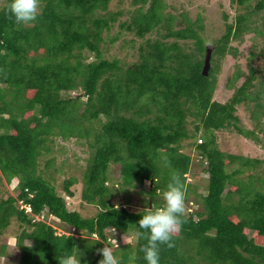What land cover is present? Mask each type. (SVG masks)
I'll list each match as a JSON object with an SVG mask.
<instances>
[{"label":"trees","instance_id":"obj_1","mask_svg":"<svg viewBox=\"0 0 264 264\" xmlns=\"http://www.w3.org/2000/svg\"><path fill=\"white\" fill-rule=\"evenodd\" d=\"M110 1L41 0L40 15L28 25H18L7 13L9 0L0 7V181L16 180V194L2 196L0 190V238L15 219L17 264H58L69 254L80 256L81 264H98L102 256L97 250L104 244L121 264H129L131 257L133 264H146L140 251L146 243L137 224L140 210L129 209L127 198L118 204L111 200L114 193L107 181L113 163L119 164L122 186L149 181L147 206L162 204L157 198L173 171L183 178L185 201L195 195L199 206L186 212L175 247L160 246V264H264V178L251 172L255 164L249 158L218 148L215 135L229 125L239 129L234 112L242 103L253 105L251 114L261 124L264 80L256 83V70L250 67L235 86L242 77L237 68L227 78L233 89L229 100L212 98L219 60L237 52L230 43L255 23L252 14L264 25V0L238 14L212 41L207 75L201 73L209 47L202 18L192 21L182 13L179 19L165 12L163 0H131V20L119 24L140 38L155 35L139 45L135 61L121 65L104 58L102 44L117 37L106 38L103 31L121 13L108 10ZM235 1L246 6L251 0ZM253 29L264 36L263 30ZM255 55L251 51L249 59ZM189 117L195 122L192 133L187 130ZM200 129L195 163L206 175L205 194L186 181L192 159L181 151L182 142ZM54 136L85 139L89 155L81 198L99 207L95 215L69 210L49 171L52 158L39 160L50 152L48 141ZM74 182L69 176L61 183L68 196ZM44 211L68 233L57 234L38 218ZM132 227L137 231L134 244L115 246L110 241L111 231L122 234ZM6 247L0 242V257Z\"/></svg>","mask_w":264,"mask_h":264},{"label":"rangeland","instance_id":"obj_2","mask_svg":"<svg viewBox=\"0 0 264 264\" xmlns=\"http://www.w3.org/2000/svg\"><path fill=\"white\" fill-rule=\"evenodd\" d=\"M6 0H0V7ZM166 4L165 12H171L177 15L181 19L180 15L185 13L190 20H195L199 15L202 18L204 24L203 37L206 39L208 46H211L212 41L219 38L224 32L227 23H234L235 18L240 13L251 11L254 7L256 0H251L248 4L240 5L235 0H163ZM134 8L131 4V0H113L109 2L108 10L111 12H118L117 19L112 23L111 29L103 31V36L106 38L117 37L114 41H107L102 44L103 57L112 60L117 59L119 63L130 64L135 61L138 56V47L141 43H144L148 37H155L154 34H146L144 38H140L134 31L127 28H121L119 26L122 22H130V12ZM252 20H256L255 23L250 24V29L246 30L241 39H234L230 44L237 48L235 55L228 54L225 58L219 60L218 66L220 68L218 74V82L213 93V99L224 103L232 96L233 89L227 87V78L230 77L235 69H239L242 73L236 82L235 86H239L249 74V68L253 67L256 70V83L258 80H264V56L261 55V48L264 45V36L257 30L264 31V25L259 20V17L255 14L251 15ZM182 25L181 23L178 26ZM241 41V42H240ZM251 51H255L256 55L249 59ZM86 54V53H85ZM92 55L88 56V61L92 60ZM66 94V93H65ZM63 93V95H65ZM252 104H238L234 114L237 116L236 125L239 129L233 125H229L215 132L216 143L218 148L224 149L227 152H231L237 155H241L245 158L252 160L255 164V169H252V173L264 178V117L261 118V124L257 125L256 120L251 114ZM194 123L191 118H187V130L188 133L193 132ZM203 130L200 129L194 138H189L182 142L181 151L190 155L192 164L190 170L186 175V181L191 182L193 185L198 184V193L205 194V188L203 185L206 183V175L201 170L202 166L196 164L197 149L196 142L199 138H202ZM242 131V132H241ZM251 132L257 139L253 138V135H246L244 132ZM50 146V152H44L40 157L41 163L45 160L52 158V167L49 169L51 175H53L56 182L58 192L62 194L66 199V204L69 210L79 211L83 217H89L96 214L99 210L94 204H89L82 200L81 190L83 187V169L86 165V158L89 155V148L85 139L77 140L74 136L65 139L60 136L51 137L48 141ZM258 160V162H255ZM42 165V164H41ZM237 163H234V167ZM61 169V171H60ZM250 172V171H249ZM247 172L241 176L243 179ZM72 176L75 178V182L70 186L73 195L68 196L62 189L61 183L67 177ZM16 180L13 179L11 183L6 184L5 181H0L1 195L16 194L13 190ZM109 188L113 191L112 202L115 204L124 203L125 198L128 200L129 209L137 211L142 210L146 204L145 201L148 195L145 191L149 181L146 180L142 185H134L124 187L121 185L119 164L111 163L108 170ZM230 185H227V188ZM161 193V191H160ZM160 193L158 200H161ZM195 195L190 193L189 200H193ZM234 199L237 195H234ZM162 201V200H161ZM186 202V212L195 209L199 206L194 200ZM38 218L51 224L57 234H67V230L59 225L57 219L44 211ZM19 227L18 222L13 219L11 224L2 234L0 242L6 244V251L0 257V263L2 264H17L19 258L18 248L15 246V234ZM137 231L132 227L128 232L118 233L117 231H111L110 241L116 245L122 244H134L136 240ZM78 235V234H75ZM81 235V234H79ZM94 238V237H93ZM126 241L123 243V240Z\"/></svg>","mask_w":264,"mask_h":264},{"label":"clouds","instance_id":"obj_3","mask_svg":"<svg viewBox=\"0 0 264 264\" xmlns=\"http://www.w3.org/2000/svg\"><path fill=\"white\" fill-rule=\"evenodd\" d=\"M5 10L18 25H28L35 22L40 15L41 0H9ZM160 198L162 200L160 206L146 205L140 210L137 222L146 241L140 249L146 264H160V246L175 247L174 238L186 223V187L180 173L171 172ZM125 242L123 240V243ZM97 251L102 256L98 264H121L112 247L104 244ZM134 261L135 257H131L129 264H133ZM58 264H81L80 256L75 254L62 256L58 259Z\"/></svg>","mask_w":264,"mask_h":264},{"label":"water","instance_id":"obj_4","mask_svg":"<svg viewBox=\"0 0 264 264\" xmlns=\"http://www.w3.org/2000/svg\"><path fill=\"white\" fill-rule=\"evenodd\" d=\"M210 57H211V48L207 47L206 48L205 57H204L203 66H202V70H201V73L203 75H207L208 74V70H209V67H210Z\"/></svg>","mask_w":264,"mask_h":264},{"label":"built area","instance_id":"obj_5","mask_svg":"<svg viewBox=\"0 0 264 264\" xmlns=\"http://www.w3.org/2000/svg\"><path fill=\"white\" fill-rule=\"evenodd\" d=\"M21 206L24 207L27 211H30V207L28 205L21 204Z\"/></svg>","mask_w":264,"mask_h":264}]
</instances>
